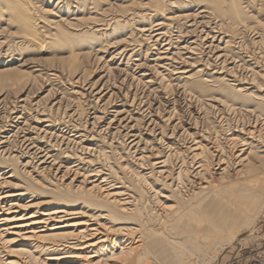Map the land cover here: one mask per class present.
Returning a JSON list of instances; mask_svg holds the SVG:
<instances>
[{
	"label": "bare ground",
	"instance_id": "1",
	"mask_svg": "<svg viewBox=\"0 0 264 264\" xmlns=\"http://www.w3.org/2000/svg\"><path fill=\"white\" fill-rule=\"evenodd\" d=\"M101 1L58 0L54 9L65 11L66 19L51 14L40 23L36 11L40 1L0 0V34L5 25L7 33L14 36L8 45L3 43L5 37L0 38V57L5 59L0 60L2 102L13 94L19 103L26 104L32 88L29 84L37 77L46 78L47 85L53 87L65 74L74 88H59V101L65 98L72 103V115L89 123L88 131L72 130L69 137H59L60 142L81 144L80 153L86 154V159L69 155L66 143L64 149L56 150L51 138L57 139L62 132L56 131L55 121L42 112L33 119V126L23 130L24 149L20 147L26 157L8 155L10 164L6 163V173L0 174V243H8L5 237L10 235L22 246L12 258L3 259L0 252V264H132L149 259L159 264H183L192 257L208 261L242 226H248L253 218L247 213H253L264 199V90L263 94L249 92L255 80L257 88L263 87L264 71L256 70L258 62L255 68L253 63L240 60L249 72L242 81L233 63L239 56L232 52V45L237 41L241 44L243 35L252 32L264 63V19L252 21L255 12L264 10V0H110L98 9ZM134 1L146 10L124 16ZM118 8L120 15L115 13ZM135 23L136 30H129L128 25ZM124 30L129 35L121 39V49L105 61L107 45L116 43H110L115 40L111 37ZM133 32L139 41L133 39ZM28 52L42 56L53 68L35 66L26 72L12 66L17 53ZM140 53L146 57L150 53L153 65L140 60ZM6 59L7 64L2 65ZM88 60L103 62V74L95 81H87ZM116 69L118 82H111L109 76ZM173 91L179 98L189 93L209 102L204 112L209 120L212 113L224 117L232 112L242 116L243 122L229 124L232 121L226 114L227 140L212 146L205 134L208 131H198L195 121L183 125L181 118L173 115L174 109L168 110L174 102L169 98ZM86 96L92 103V107L87 106L89 111L81 102ZM153 96L160 97L158 104L147 103ZM15 119L12 134L28 122L21 112ZM96 126L108 143H94ZM181 126L186 129L179 133ZM115 135L123 139L128 151L139 154L131 169L134 181H127L124 166L106 162L121 152ZM161 151L163 155L157 159ZM99 155L105 157L106 164L102 162L80 176V183L89 181L90 187L72 185L80 173V161L93 163ZM67 156L75 161L69 162ZM94 156V160L89 159ZM17 161L37 171L32 172L35 176L27 178L19 173L21 181L16 179L15 170L9 168ZM45 170L61 176L47 183L39 176ZM8 171L11 174L4 179ZM69 176V183L62 184ZM162 179L166 183L158 191L151 188ZM14 184L20 187L16 189ZM37 196L36 204L19 203L26 197L33 199L27 203L32 202ZM75 204L81 205L87 217L73 218L79 215L71 208ZM31 209L35 211L30 213Z\"/></svg>",
	"mask_w": 264,
	"mask_h": 264
},
{
	"label": "rangeland",
	"instance_id": "2",
	"mask_svg": "<svg viewBox=\"0 0 264 264\" xmlns=\"http://www.w3.org/2000/svg\"><path fill=\"white\" fill-rule=\"evenodd\" d=\"M37 1H40V3H37L38 4L37 5L38 7H36L37 8V10H36L37 11V14L40 17L39 20H41L40 23L44 22V18H50V15L51 14H53L54 16H60L63 20L66 19V13H64L65 11H62V9H61V11H59L57 9H54V7L57 5L58 0H52L50 2H49V0H37ZM123 1L127 2L129 0H123ZM108 3H110V0H102L101 3L99 4L98 9L104 7V5L105 4H108ZM62 5L63 4H60L59 7H62ZM128 7H129L128 8V11L129 12L125 13L124 16H126V15L128 16V13L129 14L130 13L133 14V13H137V12L146 10V7L140 5L139 4V1H134ZM50 10H52L51 11L52 13L50 12ZM46 11H49V13H47ZM115 13L118 14V15L122 14L121 13V10L119 8L115 10ZM253 18L254 19L252 21H255V20H258V21L260 20L261 21V20H263L264 19V10H261L259 12L258 11L255 12ZM118 19H121V17H119ZM66 23H64V22L62 23V24H64L62 26L63 27L65 26L64 28H66V26H67ZM128 26H129V30L133 31V30H136L135 27H138V23H135L133 25H128ZM1 27L4 28V30H5L4 32L5 33L3 32L2 34H0V38L5 37L6 39H5V41L3 43H5L6 45H8L7 43L13 42V37L14 36L12 35V33L11 34H8L7 33V29L8 28L5 25L4 26H1ZM124 34L129 35V33L128 32H125V30H124L121 33H116L115 35H113L111 37V39H115V40H111L110 43H113L114 41H116V43H114L112 45H107L106 53L103 54L105 61L109 59L110 55L112 53H114V51L116 49H118V50L121 49L122 44H124V40H121V39H124L126 37V36L123 37ZM135 34L136 33L133 32V35H132V37L134 36L133 39L136 40V41H139L140 38H137V35H135ZM175 34L176 33H173V35H175ZM243 36L244 37H243V40L241 41V44L239 42L240 45L238 44V41L235 42L232 45V48H234V49H232V52H234L233 54L235 55V52H236V54H238V56H239V59L238 58L237 59L236 58H233L234 61L237 60L236 62L233 61L234 66H235V69H236L235 71L237 73L236 75L242 81L245 79V77L249 76L248 75L249 72L246 71V68L244 67L245 65L242 64L240 62V60H242L243 62L245 61V63L248 64V65H250V64L253 63V66L254 67L256 66L255 64L258 62L259 63V66H256L257 68L255 67L256 70L261 69V72H262L261 74H263V71H264V69H263L264 68V63L262 62L263 59L261 60L260 54H259V51L260 50L257 49L258 47H256V44L254 43L255 40H256V39H254L255 36L253 35L252 32H247ZM119 40H121V41H119ZM135 46H137V45H135ZM140 46H142V45H140ZM238 46L240 47V49H239ZM5 47H2L1 49L4 50ZM137 48L138 47H136V49ZM243 48H245V49H243ZM255 49H257V51ZM32 52L20 53V54L17 53L18 56H15L13 58V60H15V61H13L14 63H13L12 66L13 67H18L19 66V68L21 70H24L26 72L32 71V68L35 67V66H40L39 68L45 67L44 69L53 68V67H50L49 64L47 65V64H45L44 61H42V58H41L42 56H39L36 53H32ZM244 52H245V56L243 55ZM249 52H250V55H249ZM251 53H252V55H251ZM247 55H248V57H247ZM144 57H146V56H143V53H142L140 55L139 59L140 60H144L145 63H147L148 66L153 65V63L151 62V60H152L153 57H151V54L150 53L147 54V57H146V60L147 61L145 60ZM243 57H245V58H243ZM246 57H247V60H246ZM256 57H257L258 60H255ZM250 59L252 61H250ZM0 60L3 61L5 59H2V57H0ZM8 60L9 59H6L5 62H2V65H5V63ZM124 62L125 61L123 60L122 61V64H124ZM239 63H240V65H239ZM87 66H88V69H89V75L87 77L88 78L87 81L88 80L89 81L90 80L95 81V80H97V78L99 76H101V74H103L102 73L103 70H104V68H102L103 62H100L99 63V61H90V60H88L87 61ZM258 67H260V68H258ZM56 68L58 69V67H56ZM237 68H238V70L239 69L240 70L237 71ZM113 71H114L113 75L112 74L111 75L109 74L110 75L109 77L111 79V82L112 81L115 82V80L118 82V77H117V71H118V69L113 70ZM193 72H191L190 74H192ZM240 72L244 76H242ZM64 75L65 74H61V77L58 78L57 81H56V83H55L57 85L56 86H53V87L50 86V85H47L48 82L45 80L46 78L37 77L36 78L37 80L35 79L36 82L35 81H32V85H31V83L29 84L30 86H32V88H30V91L28 90L30 95L28 94V96H27L28 99L27 98L25 99V103L26 104H23V105L21 103H19V101L17 99L18 96H14L13 94H9L6 97V99H4L3 102H2V99H3L2 97L3 96H1L2 93L0 94V174H4V172L6 170L4 167H7L8 166V165H6V163L7 164L9 163L7 161L8 160V155L9 156L16 155L17 157L19 156L22 159H24L26 157L25 150L22 151V148H23L22 143H21V136L23 135L22 132H24L23 130L25 129V127H26V129H27V127L29 128V125L30 124L33 126L34 123L32 124V121H33V119L35 117H39L40 112H42L41 114H46V115L50 116V118L53 120V122L55 121L54 122L55 130L56 131L59 130V132H62L61 134L58 133L59 134L58 136H57V133H56L57 139L51 138V141L52 142H56V145L51 142L52 144H54L57 147V148L55 147L56 150L57 149H60V150L64 149L65 148V145L67 144L66 147L68 149L69 155H73V156L79 155V156H81L79 159H84V158L86 159L88 157L86 154H84V153L81 154L80 153L81 152V149H80L81 148L80 147L81 144L80 145H77L76 143H74V141H72L70 143H67V141H64V140L62 142H60L61 141V139L59 138L60 135H64L65 137H69L71 135V131L72 130L73 131H80V130H82V131L83 130H87L88 131V129H89L88 128V125L86 124V123H88V122H86V119H83V118L80 119V118H77L76 116L72 115V109H73V106H72L73 104L72 103L68 102L65 98H63L61 101H59V99L61 98V91L58 90V89L61 88V90L62 89L68 90V89H71V86H72V85H70L68 78L66 79V76L64 77ZM112 76H114V77H112ZM129 76H131V75H129ZM263 77H262V79H263ZM62 78H65V79H62ZM258 81L260 82V79ZM263 82H264V79H263ZM78 86H79V88H82V86H80V85H78ZM249 87H250V91L249 92H254V93L257 92L258 94H263L264 93V92L261 93L262 90H264L263 89L264 88V85H263L262 88H257V82H256V80ZM72 88H74V86H72ZM258 89L260 90V92L257 91ZM48 94H50V95H48ZM172 94L170 95L169 98H172L174 102L172 103V105H170V108L168 110H173L174 109V111H173L174 114L173 115L175 116V118H178V117L181 118V121H182L183 125H185V123H187V122L194 123V121H195L196 122L195 123L196 129L198 128L197 129L198 131H201V130H203V131L206 130V132L208 131V133H210V134H208V133H205V134H207L209 136L208 141L211 142V143L213 142L212 143L213 144L212 146L217 147L218 145H220V143L223 144L227 140V139H225L226 138V133H225L226 130H225V128L227 127V125H226V122H224L225 121V117H227L226 114H228L230 116V117L228 116V119L233 122V123L230 122L226 118L227 123L230 122L229 124H235V123L239 124L240 122L241 123L243 122L242 116L239 117V114L237 115V113H235L236 114L235 115L232 112H230V113H226L224 117H221V116L220 117L219 116H216L215 117L214 114L212 113L213 116L211 115V117H213V119L211 118V120H214L215 119L213 121L215 123H212V121L209 120V119H207L208 117L204 114V112L206 111L205 109L207 108V105H208L209 102L204 101V100H198L195 95L189 94V93L188 94L186 93L188 96L185 94L181 98L177 97L176 95L174 96V91H173ZM25 95H26V93H24L21 98H24ZM187 97H188V99H187ZM158 98L160 99V97H154V96L153 97H150L149 100H151V101L154 100V101L151 102V101L148 100L147 103L150 102L152 105H154L155 103L158 104L157 103L159 101ZM186 100H188V101H186ZM197 100L200 101V102H198ZM81 102L83 103L84 110L86 109L87 111H89V108L92 107V106H90L92 103L90 102V98L88 96L83 97V99L81 100ZM93 103H95V102H93ZM116 104L119 105L118 102ZM163 104L164 103L161 100V105L163 106ZM21 109H23L25 111H23V110L21 111ZM19 112H21V114L23 115V117L28 120V122H27L28 125L26 123L23 126L22 130H19L20 132L15 133L16 134L15 135V134H12V131L11 130H13V127L16 124L15 123L16 122V119L15 118H16V115L19 114ZM176 114H177V116H176ZM236 117H237V120L238 121L236 120ZM238 117H239V119H238ZM67 118H68V121H67ZM221 118H224V119H221ZM19 121L21 122L22 120H19ZM218 121H220V122H218ZM235 121H237V122H235ZM97 127L98 126H96V129L97 130L94 129V137H95L94 138V140H95L94 143H97V142H100V141H103V142L108 143L109 141L107 140V138H106L105 134L103 133V131L99 130V128H97ZM220 128H222V129H220ZM183 129H186V128L185 127L182 128V126H181V127H178V130L177 131L179 133H181V132H183ZM9 134H10V136H9ZM72 134H74V133H72ZM14 135L17 136V137H15ZM117 136L118 135H115V137H117ZM213 136H214V138H213ZM118 137L115 138V141L117 142L119 140L117 143H119V142L122 143V144L119 143L120 144L119 146H121V152L118 153L117 156H115V159L114 160L108 159L106 157L107 158V161L106 162L109 163L111 166H112V164H114L116 167L117 166H120V165L124 166L125 167L124 173H126V175L129 177V178L128 177H125V178L127 179V181H134L132 179L133 176H130L132 174L131 173L132 172L131 169H132V164H134V165L136 164V158L139 157V154L136 153L137 154L136 155L135 153H133V150H129L128 151L124 147L123 139L122 138L120 139V137L119 138ZM5 138H7V139L4 140ZM218 138H219V140H217ZM223 138L225 139V141H224ZM213 139H215L217 141H215ZM6 141H7V143H4ZM214 142H215V144H214ZM14 144H16V145H14ZM82 145H86V144H82ZM153 145L155 147H157L155 144H153ZM159 145H161V144H159ZM86 147H87V145H86ZM12 148H13L14 151L12 150ZM161 149H162V147H161ZM148 150L149 149H146V152ZM153 150L154 149H151L149 151L152 152ZM104 152H106V151H104ZM162 153H163V151H161V153L157 155V159H160V157H162V155H163ZM144 155H148V154H144ZM73 156L72 157L71 156H67L66 159L69 162L73 163L75 161V158H73ZM122 156H124V157L127 156V158H121ZM22 159H20L19 161H21ZM89 159H93L94 160L95 159V156L94 157H91V158L89 157ZM104 159H105V157H101V155H99V157L97 158V161H94L93 163H91V162L85 163V161H80L81 163L78 164V166H77V168L79 169L78 171L80 173L71 182V184L72 185H75V186H79V185L80 186H88V182L89 181H85L82 184L80 183V181L82 180V178L80 176H82V174H85L86 171H90L93 168L99 166L102 162L104 163L105 162ZM19 161H17L16 163L14 162L13 163L14 165H11V167L9 168L10 170H15V172H16L14 174L15 175V178L21 181V177L19 176V173H20V175L22 174V175H24L27 178H33L35 176L34 173L37 172V171H31L30 167L23 166V164L25 162H23L22 165H21ZM157 161L158 160H155L154 162H157ZM128 162L131 165H129ZM104 164H106V163H104ZM76 165H77V163H76ZM157 167H158L157 170L158 171H161L160 166H157ZM32 172H34V173H32ZM144 172L146 173V172H148V170H145ZM43 173L44 174H41L39 176H42L43 179L47 183H52V181H54L55 178H59L61 176V174H59L57 177L53 176L52 175V170L49 171V172L45 170ZM10 174L11 173L8 171L7 175L5 177L3 175V176H1V178L3 179V177H4V179H5ZM71 179H72V176L70 177V179H66V178L63 179L61 183L62 184H68ZM151 179H154V178L151 177ZM90 181H92V180H90ZM164 182L166 183V179H162V181H157V182H155V185L154 184L152 185L151 188H155V190L158 191L160 189V186L164 185ZM13 183H17V182L14 181ZM36 184L38 186L41 185L39 183H36ZM14 185H15L14 188H16V189L20 187V186H17V184H14ZM88 187H90V186H88ZM164 190L169 191V189H166V187L164 188ZM161 195L162 196L166 195V192L163 191V193H161ZM37 198H39V197L37 196L34 201L27 203V201H30V200H33V199L32 198H29V197H26L23 201H21L19 203H21L22 205H25V204H29V205L30 204H36V203L39 202V200H37ZM78 205L79 204H75L74 206L71 207V208L76 209V212H79V215H77L76 217H73V218L74 219H77V218L87 217L86 213H82V212H84V210H80V206L81 205L80 206H78ZM256 206L257 207H256V209H254V212L253 213H251V212H250V214H249V212L247 213V216H249V217L252 216V218H253V219L249 220L248 226H245V225L242 226V228L239 229V231L236 233L235 237L232 240L228 239V242L226 243V245L217 254V256L215 258H211L208 261H202L201 258L199 259V258L192 257V258H188L187 261L185 263H183V264H264V199H263V201L259 202V204H257ZM261 207H262V209H261ZM259 210H260V212H258ZM34 211H35V209H31L29 212L32 213ZM20 213H22V211ZM13 237L14 236L8 235L7 237H5V239L8 240V241L10 240V241L9 242L7 241L8 243H6V244H1L0 243V250H1L0 252H1V257L3 259H7L8 256H11V258H12L15 255L13 252L16 249H18V248H20L22 246V245H20V241L18 239L16 240V238H13ZM152 260L153 259H149L148 261H145L144 260L141 263L139 261V263L134 262L132 264H159V263H156L154 260H153L154 262L152 263Z\"/></svg>",
	"mask_w": 264,
	"mask_h": 264
}]
</instances>
